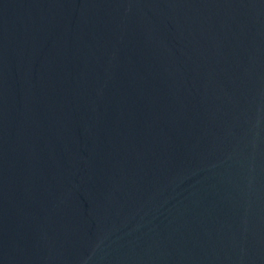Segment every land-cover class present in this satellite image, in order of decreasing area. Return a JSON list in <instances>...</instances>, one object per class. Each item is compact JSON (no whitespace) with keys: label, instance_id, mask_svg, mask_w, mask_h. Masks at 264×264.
Segmentation results:
<instances>
[{"label":"water","instance_id":"95a60500","mask_svg":"<svg viewBox=\"0 0 264 264\" xmlns=\"http://www.w3.org/2000/svg\"><path fill=\"white\" fill-rule=\"evenodd\" d=\"M0 264H264V0H0Z\"/></svg>","mask_w":264,"mask_h":264}]
</instances>
